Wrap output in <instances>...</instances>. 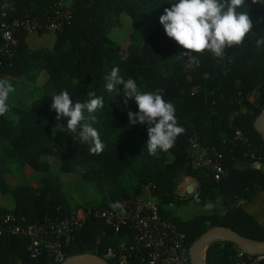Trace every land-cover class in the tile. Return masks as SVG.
Here are the masks:
<instances>
[{
	"label": "trees",
	"instance_id": "trees-1",
	"mask_svg": "<svg viewBox=\"0 0 264 264\" xmlns=\"http://www.w3.org/2000/svg\"><path fill=\"white\" fill-rule=\"evenodd\" d=\"M176 2L64 0L60 4V0H0V26L25 19L46 24L57 12L69 16L60 32L15 34L14 45L0 57V78L14 83V89L28 90L36 107L31 112L27 109L30 105L18 109L8 104L9 112L0 116V217L12 215L19 226L27 228L45 220L69 219L79 209L120 210L111 207L116 202L127 209L143 188L150 186L157 196L159 216L184 235L187 250L214 228L228 229L247 242L264 243L261 227L235 207L234 200L224 216H200L186 222L167 208L185 205L175 194L181 177L197 181L199 204L214 202L217 192L251 201L254 191L243 195L234 192L247 186V181L258 183L264 191V173L233 169L235 161H249L244 159L246 153H253L264 163V141L254 129L255 120L264 112V46H256V41L264 37V5L245 0L254 25L244 43L226 49L223 59L208 51L197 53V65L186 56L180 57L188 50L169 38L159 22L164 9ZM122 25H126V32ZM114 67L125 80L134 79L141 92L163 89V99L174 104L178 124L185 131L173 148L157 156L148 153L147 126H131L127 117L128 110L138 111L135 101L128 100L125 105L122 92L112 99L106 90L105 77ZM63 90L79 102L88 100L89 91L103 96L104 108L94 113L93 123L105 144L99 155L90 154L89 144L76 133L67 132L63 118L65 127L53 130L38 116L56 117L51 110L52 96ZM255 93L257 102L251 103L249 98ZM192 138L212 160L221 156L227 175L216 179L209 170L191 165ZM8 165H16L26 180H38L42 186L10 190L5 180ZM66 174L93 183L100 200L71 208L57 185L58 178ZM5 198L11 201V207ZM134 244L131 230L122 228L116 233L100 219L87 220L82 229L59 242L65 259L80 254L105 259L108 250L118 253ZM26 245L22 236L1 235L0 264H52L45 255L30 258ZM239 253L232 243L215 242L207 248L205 261L236 264ZM143 257V252L131 254L124 264H144Z\"/></svg>",
	"mask_w": 264,
	"mask_h": 264
},
{
	"label": "clouds",
	"instance_id": "clouds-1",
	"mask_svg": "<svg viewBox=\"0 0 264 264\" xmlns=\"http://www.w3.org/2000/svg\"><path fill=\"white\" fill-rule=\"evenodd\" d=\"M252 3L264 5V0H252ZM248 8L245 0H178L171 8L164 9L159 22L169 38L188 50L180 57L186 56L198 65L197 53L208 51L215 58L223 59L226 49L244 43L254 25ZM256 46H264V37L256 41ZM105 80L106 90L112 94V99L122 92L125 105L128 100L135 101L138 111L128 110V121L131 126H147L146 145L150 155L157 156L158 152H167L174 147L177 137L185 129L178 124L174 104L163 99V89L141 92L134 79L125 80L119 75L118 67H114ZM117 85L122 89H118ZM14 91L9 80L0 78V116L9 112L7 101ZM87 97L86 102L74 101L69 92L63 90L52 96L51 110L56 113L57 120H66L67 132L76 133L82 142L90 145V154L99 155L105 144L93 123L96 121L94 113L104 108V98L95 91H89ZM111 207L123 210L119 202Z\"/></svg>",
	"mask_w": 264,
	"mask_h": 264
},
{
	"label": "built area",
	"instance_id": "built-area-1",
	"mask_svg": "<svg viewBox=\"0 0 264 264\" xmlns=\"http://www.w3.org/2000/svg\"><path fill=\"white\" fill-rule=\"evenodd\" d=\"M63 1L60 0V4ZM68 20L67 13L57 12L55 19L46 24L30 19L3 22L0 26V57L9 46L14 45L15 34L21 31L27 35L40 31L60 32ZM189 150V159L194 168L209 170L216 179L225 176L220 155L212 160L195 138L189 140ZM244 159L249 160L248 162H261L260 159L256 160L253 153H246ZM192 200L196 204L200 203L199 190L193 192ZM89 219L103 220L116 233L122 228H128L133 232L134 246L122 248L118 253L108 250L105 260L124 264L131 254L143 252L144 264H191L190 251L184 247V235L179 233L172 223L159 216L158 206L152 198L150 186L144 187L142 193L133 199L131 206L122 211L79 209L69 219L45 220L41 224L27 228L19 226L14 216H3L0 217V236L4 234L22 236L27 241L26 251L30 258L45 255L52 264H63L66 259L59 246L60 240L69 238L75 231L82 229ZM237 259L236 264H260L264 262V255L252 256L240 252Z\"/></svg>",
	"mask_w": 264,
	"mask_h": 264
},
{
	"label": "crops",
	"instance_id": "crops-1",
	"mask_svg": "<svg viewBox=\"0 0 264 264\" xmlns=\"http://www.w3.org/2000/svg\"><path fill=\"white\" fill-rule=\"evenodd\" d=\"M258 95L255 93L250 96L249 101L256 103ZM233 169L239 173H248L256 171L258 173H264V163L254 162L249 163L243 160H237L233 163ZM225 175H227L225 173ZM234 180V179H232ZM197 183L195 179L188 177H181L177 181L175 194L179 200L185 201V205L179 207H167L171 210L176 217L184 222L200 217V216H224L230 209V206L235 201V207H240L241 210L250 218H252L262 229V238L264 241V191L261 189L258 183L247 181V186L242 187L234 192L239 195L250 194L254 191V196L251 201L237 200L233 196L221 195L217 192V199L214 202H206L204 204H196L192 200V195L187 194L188 190ZM198 184V183H197ZM199 189V188H198ZM235 195V194H234ZM152 198L157 203V196L152 193ZM211 208V209H210ZM208 226V224H206Z\"/></svg>",
	"mask_w": 264,
	"mask_h": 264
},
{
	"label": "rangeland",
	"instance_id": "rangeland-1",
	"mask_svg": "<svg viewBox=\"0 0 264 264\" xmlns=\"http://www.w3.org/2000/svg\"><path fill=\"white\" fill-rule=\"evenodd\" d=\"M125 27L126 25H122L121 27L123 32H126ZM143 39L144 35H142L141 41ZM44 80L45 78L39 79L37 81L38 85H41ZM11 84L13 85L14 83L11 82ZM27 92L28 90L26 89L18 90L16 88L15 91L9 95L7 103L10 106L18 109L26 108L30 105V107L27 109L31 112H35L36 107L31 104L30 97ZM38 116L45 120L46 124L53 130H61V128L65 127L62 118L57 120L56 117L48 119L42 115ZM5 180L10 190L24 186H30L32 188H40L42 186V183L38 182V180H26L16 165H8V172L5 175ZM57 181L59 192L64 193L67 196L71 208L83 207L90 202H96L100 200V196L95 185L91 182L82 180V178L79 176L69 174L61 175ZM5 201L9 207H11V201L9 198H5Z\"/></svg>",
	"mask_w": 264,
	"mask_h": 264
},
{
	"label": "water",
	"instance_id": "water-1",
	"mask_svg": "<svg viewBox=\"0 0 264 264\" xmlns=\"http://www.w3.org/2000/svg\"><path fill=\"white\" fill-rule=\"evenodd\" d=\"M255 131L264 141V112L254 122ZM198 184L187 192L188 196L198 190ZM211 209V208H210ZM215 242H229L234 244L236 248L247 255L258 256L264 255V243H251L239 237L234 232L224 228H214L206 231L191 246L189 259L191 264H207L205 261V253L207 248ZM63 264H109L105 259L93 254H80L67 258Z\"/></svg>",
	"mask_w": 264,
	"mask_h": 264
}]
</instances>
